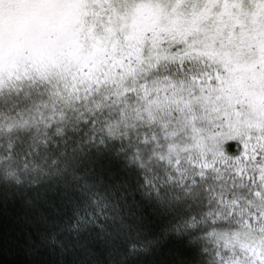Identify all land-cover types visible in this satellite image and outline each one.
I'll list each match as a JSON object with an SVG mask.
<instances>
[{"label":"trees","instance_id":"1","mask_svg":"<svg viewBox=\"0 0 264 264\" xmlns=\"http://www.w3.org/2000/svg\"><path fill=\"white\" fill-rule=\"evenodd\" d=\"M181 64L182 81L205 70L197 59ZM41 70L34 75L40 86L32 112L13 125L0 124V264H212L217 236L200 238L190 230L184 223L189 213H199L210 196L237 201V215L264 210V193L255 190L256 184L264 189V163L257 162L264 160V106L250 94L259 89L264 96V84L245 87L248 100L223 104L222 113L238 123L230 126L235 133L207 139L206 110H196L202 120L196 130L183 121L186 107L172 115L144 109L147 87H138L144 78L98 74L72 85V68L66 78ZM66 79L69 86H55ZM132 81L137 87L119 100L101 94ZM90 88L91 95L80 92ZM253 106L259 114L245 120ZM69 107L80 110L70 113ZM145 169L158 175L160 195L136 188ZM81 186L101 193L96 214L102 229L91 216L70 226L68 209L83 198ZM238 231L236 224L219 243Z\"/></svg>","mask_w":264,"mask_h":264},{"label":"rangeland","instance_id":"2","mask_svg":"<svg viewBox=\"0 0 264 264\" xmlns=\"http://www.w3.org/2000/svg\"><path fill=\"white\" fill-rule=\"evenodd\" d=\"M196 59L205 70L182 81L181 63ZM70 68L72 85L98 74L144 78L138 85L147 87L144 109L172 115L186 107L183 121L196 130L202 122L196 110H206V138L228 137L238 124L222 113L228 101L248 100L245 87L264 84V0H0V124L32 112L39 70L66 78ZM66 80L55 86H69ZM136 87L132 81L101 94L119 100ZM257 90L251 100L264 106ZM80 92L91 95V88ZM255 111L244 119L252 121Z\"/></svg>","mask_w":264,"mask_h":264},{"label":"snow or ice","instance_id":"3","mask_svg":"<svg viewBox=\"0 0 264 264\" xmlns=\"http://www.w3.org/2000/svg\"><path fill=\"white\" fill-rule=\"evenodd\" d=\"M4 80L5 75L0 73V82ZM257 162L264 163V160ZM158 179V175H152L151 170L145 169L139 176L136 188L149 197L153 193L160 195L163 187L157 183ZM80 190L83 198L74 201L68 209V214L72 218L71 228H77L80 222L91 216L97 220L96 226L102 229L104 225L99 222V217L96 214L97 198L101 196V193L99 190L93 191L87 186H81ZM255 190L264 193V189H261L259 184L255 185ZM249 197L255 198L252 195V190L249 191ZM251 199L249 203H251ZM225 204H227L226 200L218 201L215 196H210L201 203L199 213H189L184 223L190 230L197 231L200 238L217 236L216 246L211 251L212 264H264V210L248 208L247 215L243 213L237 215L239 208L237 201L227 204V208L224 207ZM233 204H236V207H233ZM236 224L241 226L242 231L234 232L232 239H225V243L221 245L219 243L221 236L226 237L227 230L232 229ZM178 226H182L179 225V221ZM257 228H259L258 234ZM217 230L224 231L218 233ZM202 251L205 254L208 253L207 249H202Z\"/></svg>","mask_w":264,"mask_h":264}]
</instances>
